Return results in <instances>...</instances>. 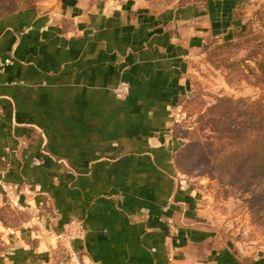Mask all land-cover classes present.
<instances>
[{
  "label": "crops",
  "instance_id": "1",
  "mask_svg": "<svg viewBox=\"0 0 264 264\" xmlns=\"http://www.w3.org/2000/svg\"><path fill=\"white\" fill-rule=\"evenodd\" d=\"M239 2L46 0L0 19V264L235 260L178 178L170 127Z\"/></svg>",
  "mask_w": 264,
  "mask_h": 264
},
{
  "label": "rangeland",
  "instance_id": "2",
  "mask_svg": "<svg viewBox=\"0 0 264 264\" xmlns=\"http://www.w3.org/2000/svg\"><path fill=\"white\" fill-rule=\"evenodd\" d=\"M43 1L0 0V19ZM165 1L206 7L209 0ZM215 19L217 35L192 59L188 97L172 110L175 165L178 178L197 193L208 227L232 253L235 260L225 264H264V160L252 163V127H258L252 102L264 107L256 64L263 56L257 45L264 43V0H240Z\"/></svg>",
  "mask_w": 264,
  "mask_h": 264
},
{
  "label": "trees",
  "instance_id": "3",
  "mask_svg": "<svg viewBox=\"0 0 264 264\" xmlns=\"http://www.w3.org/2000/svg\"><path fill=\"white\" fill-rule=\"evenodd\" d=\"M234 24H239V22L238 21L234 22ZM236 27L239 28V26L237 25ZM232 35H233L232 32H230L227 35L229 36L228 39H232L233 38ZM261 37L264 38V34ZM227 43H229V40L227 41ZM259 45H257V47H259V49L263 52V56L262 59L258 60L256 63L258 66L259 73L261 75V78L257 84H259L264 90V43L260 42ZM252 121H254L255 125L258 123V127H252V163H253L255 160H259V161L264 160V107L261 104V101L259 100L252 102ZM234 154L240 156L241 152L235 150Z\"/></svg>",
  "mask_w": 264,
  "mask_h": 264
},
{
  "label": "built area",
  "instance_id": "4",
  "mask_svg": "<svg viewBox=\"0 0 264 264\" xmlns=\"http://www.w3.org/2000/svg\"><path fill=\"white\" fill-rule=\"evenodd\" d=\"M10 60L5 59L4 61H1L0 66H4L6 64H9ZM113 92L118 98H125L129 93V84L126 82H121L117 86L113 88ZM7 195H10V200L13 197V191L11 189H6ZM71 230H70V239H76V238H83L84 235V227L81 221L79 220H72L71 223Z\"/></svg>",
  "mask_w": 264,
  "mask_h": 264
}]
</instances>
